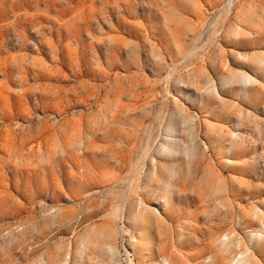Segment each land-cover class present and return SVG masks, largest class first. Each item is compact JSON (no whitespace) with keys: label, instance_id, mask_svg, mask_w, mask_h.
Here are the masks:
<instances>
[{"label":"rangeland","instance_id":"1","mask_svg":"<svg viewBox=\"0 0 264 264\" xmlns=\"http://www.w3.org/2000/svg\"><path fill=\"white\" fill-rule=\"evenodd\" d=\"M0 264H264V0H0Z\"/></svg>","mask_w":264,"mask_h":264},{"label":"bare ground","instance_id":"2","mask_svg":"<svg viewBox=\"0 0 264 264\" xmlns=\"http://www.w3.org/2000/svg\"><path fill=\"white\" fill-rule=\"evenodd\" d=\"M231 10V8L229 9V11ZM243 80H244V83H245V85H251V84H253L254 83V81H255V79L252 77V75H250V74H243ZM212 89H209V91H211ZM170 193L166 196V199H167V201H170ZM161 216H162V214H161ZM160 216V222H165V219L164 218H162ZM176 248H177V250H178V247H177V245L175 244L174 245Z\"/></svg>","mask_w":264,"mask_h":264}]
</instances>
